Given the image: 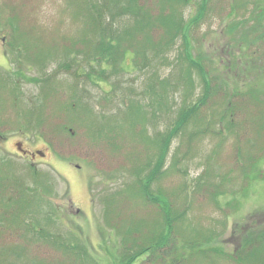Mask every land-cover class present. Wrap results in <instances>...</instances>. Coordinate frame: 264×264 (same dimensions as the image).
Masks as SVG:
<instances>
[{
  "label": "rangeland",
  "instance_id": "374dc122",
  "mask_svg": "<svg viewBox=\"0 0 264 264\" xmlns=\"http://www.w3.org/2000/svg\"><path fill=\"white\" fill-rule=\"evenodd\" d=\"M18 1L0 0V12L7 15L11 3ZM27 1L28 7L19 6L24 12L19 13L17 19L21 23L22 40L27 42L30 51L33 50V56L38 54L40 59L39 62L20 59L21 71L27 76L42 72L48 79L47 83H56L53 85L58 90H69L72 86L95 114L91 110V115H88L84 109L78 108L66 115L67 109L60 102L62 114L54 110L57 105L44 104L40 108V121L38 117L34 119L37 126L29 133L20 130V125L18 130L11 128L16 114L11 110L8 94L0 92V157L12 164L6 169L16 184L34 186L32 177L36 174L43 183L50 180L49 192L45 196L48 202L43 203L54 221L42 220V224L46 231L65 237L66 241L72 233L75 238L71 242L80 253L86 251L84 257L88 263L81 260L68 263L63 248L46 241H28L29 236H34L31 228L23 226L19 231L2 224L0 263L120 264L119 254L123 247L135 251L145 246V237L158 234L163 218L156 204L126 191L128 186L137 192L130 174L133 171H139L140 175L150 172L157 153L151 142L159 141L158 133L167 131L183 106L201 97V77L195 70L191 72L190 82L185 81L186 78L182 80L181 68L186 62L184 60L181 64L176 60L177 55L185 57L182 38L178 36L168 46H161L160 42L166 36L162 19L158 21L143 16V10L138 9L137 4H131L136 7L135 12L127 6V15L116 17L114 27L124 32L127 38L122 45L133 51L141 48L145 57L140 51L133 57L127 54L122 60L123 69L115 71L105 61L98 63L93 52H89L96 47L90 45L92 39L94 42L98 37L87 29L91 20L85 10L77 13L76 0ZM103 1L94 0L99 6ZM141 1L153 14L169 11L167 0ZM201 1L182 0L176 5V12L184 20L194 18L199 14ZM231 1H209L206 13L202 14L203 18L200 16L201 22L192 35L191 53L202 58V65L213 84L211 92L216 95H211L206 105L201 106L199 116L171 140L164 167H161L165 170L150 184L149 190L159 197H168L172 211L185 210L184 219L175 223L173 237L176 238L184 226H189L194 231L200 229L206 236L214 233L212 245L234 253L243 235L264 223V107L257 104L247 107L246 97L249 90H257L264 97V36L257 37L258 41L249 46L253 36L262 31L257 24L256 33H252L249 23L246 27L242 24V29L239 23H235L233 27L237 30L228 33V26L247 18L252 7L251 3H246L248 0H239L233 8ZM116 9L111 7V12ZM143 22L150 23L145 29L147 34L135 31L145 24ZM108 29L105 26V31ZM146 37L149 39L145 41ZM11 40L12 36L5 30L0 31V68L6 71L19 67L14 61L17 49L8 44ZM21 50L24 55L23 47ZM60 65L67 69L57 70ZM100 66L105 69L106 80L96 85L88 80L85 72L92 73L93 80L97 81L100 79L97 77ZM164 79L167 84L161 88L159 82ZM21 82L23 98L28 100L23 101L26 110L32 107L34 96H41V88L40 83L32 84L24 78ZM152 84L156 92L164 95V103H156L149 88ZM236 92L246 96H242L239 104L237 99L241 96L235 98L234 105H238L233 115V103L231 105L227 99L230 93ZM58 95L55 98L61 100ZM126 98L134 103V107L139 104L147 109L144 119L135 118L132 109L124 106L126 101L121 99ZM51 100H55L53 95H50ZM64 101L63 98L62 103ZM244 106L249 111L247 119H243L245 113L238 112ZM49 112L61 115V123H66L69 115H75L76 119L73 124L66 123L65 130L56 129L59 124L52 127L48 123ZM15 141H20L31 151L41 150L44 156L32 159L22 155L16 149ZM248 155L252 160L254 156L256 159L253 169L246 171L252 161L250 157L247 159ZM133 156L141 158L144 164L131 163L128 159ZM147 162L148 165L145 164ZM216 186L226 192L214 198ZM52 205L57 209L55 213L51 210ZM109 207L111 214H104L103 210ZM23 216H26L23 221L30 223L32 214L29 213L30 218L27 214ZM109 221L117 227L112 230L107 223ZM125 223L136 227L122 243L120 235L126 228ZM209 244L201 242L199 247L206 249ZM181 246L177 238L176 262L183 257L179 253L187 252L188 247L181 250ZM12 249L23 250L24 254L18 258ZM147 255L149 251L138 259ZM213 257L212 264H236L220 255ZM198 258L191 264H207L204 257ZM169 260L170 256H167L165 262Z\"/></svg>",
  "mask_w": 264,
  "mask_h": 264
},
{
  "label": "trees",
  "instance_id": "16d2710c",
  "mask_svg": "<svg viewBox=\"0 0 264 264\" xmlns=\"http://www.w3.org/2000/svg\"><path fill=\"white\" fill-rule=\"evenodd\" d=\"M181 1L182 0H167L169 11L167 13H164L163 10L160 11V13L156 12L154 14L152 13V11L150 12L147 9L145 3H141L142 2L141 0H111V1L104 0L103 3L100 4V6L97 5V3L94 2V0H92L91 2L90 0H78V1L76 0L75 2L77 13L85 10L84 12L86 13L87 18H90L91 20L90 21L91 24L87 25L88 31L92 32L94 35L97 34L98 39L96 41L94 40V42L92 39V42L90 43L91 46L96 45V47L89 52H93L94 59L98 63H102L103 61H105L111 65V68H114L113 70L117 71L118 68L123 69L122 63L124 61L122 60L126 59L127 54H131V57H133L139 51L142 52L141 48H139L137 51H133L130 47H127L126 45L125 46L122 45V42L126 41L127 38L124 36V32H119L114 27L115 18L121 15L122 17L127 15V9H126L127 6L131 7V11L135 12L136 7L131 6V4H137V8L143 10V16L148 17V19L152 18L158 21L162 19V22L164 23V33L166 36L160 42L161 46L163 47L168 46L178 36L182 38V42H183L182 45H183V51L185 57H182L180 55L176 56V60L181 61V64L184 60L186 62L185 67L181 68V72H182L181 78L182 80L186 78L185 81L190 82L192 77L191 72H194L196 70L197 71L196 74L201 77L202 86H203V93L200 95L201 97L197 101L188 102L186 106H183V108L180 109V111L178 112L176 118L173 120L170 127L166 128L167 131H165L164 133H158L157 135L159 139L158 142L155 141V143H152L149 139L151 144H153L157 150L156 158L150 172L145 175H140L139 171H133L130 174L132 179H134L133 180L134 184H136L137 192H135L136 189H131L128 186L126 191L131 192L132 194H137L143 197L144 200L156 204L159 207L160 209L159 212L162 213L163 218H162V223L160 225L161 230L158 232V234L145 237L144 240L145 242H147V244H145V246L143 247H140V249L138 250L134 251L131 250L130 247L124 246L123 247L124 250L119 254V262L120 264H139V263L142 264L143 262H145L146 264H158V261L161 260L162 261L161 264H191L193 262L198 261L199 256H202L205 258L204 261H206L207 264H212V261H214L213 258H215L213 256L220 255L222 257L232 259L233 261L236 262V264H264V223L261 226L259 224L257 229H252V231L246 232L243 235V238L240 240L236 252L234 253H231L229 251L227 252L224 249L215 248L214 245H212V242L215 237L214 233L210 234L209 236H206L204 233H202L200 229H195L194 231V229L189 226H184L183 229L178 233V235H176L175 238L172 235V231L175 229V223L177 222V220L184 219L186 214L185 210L182 209L179 212L172 211L168 197L166 196L159 197L151 193L149 190L150 184L161 174H163L165 170V169L161 170V167L162 166L164 167L166 155L169 150L171 140L179 136L181 132L184 131L186 125L199 116L200 108L203 104L206 105L207 99L210 98L211 95H216L215 93L211 92L213 89V84L211 83V79L208 78L207 75L208 71L202 65V58L196 57V55L193 56L190 50L192 48L193 31L195 27H197L198 24L201 22V19L206 13V9L209 5V1L211 0H202L201 4L199 5L198 16L188 20L182 19L179 13L176 12L177 11L176 5ZM237 1L239 0L231 1L232 7L237 3ZM28 2L29 1L27 0H19L17 3H11L12 5L7 15L0 12V31L5 30L7 34L12 36V40L8 44L11 48L17 49L16 50L17 57L14 60L15 64H17L18 61H20V59H23L24 61H28V62L31 61L39 62L40 59V56L38 54L33 56L35 54V53L32 54L33 50L30 51L28 49L27 42H24L25 40H22L23 32L22 30H20L19 27L21 23L17 19L18 14L24 12L19 6L26 8L28 7ZM246 3L247 4L251 3L252 5L251 10L247 14L248 17L244 18V20H238L239 22L237 21L232 22L230 24V27L228 26V33H232V31L237 30L233 27V24L235 23H239L241 29H242V24L246 27L247 24L249 23L251 32L256 33V25L258 24V26L262 28V31H260V34L257 33L255 35L256 37L253 36V39H251L249 46L250 45L253 46L258 41L257 37L261 38L264 36V0H248ZM111 7H115L117 9L114 12H111ZM200 16H202L201 19ZM143 23L145 24L140 25L135 31L141 32L143 34H147L145 33V29H148L150 23L149 22H143ZM105 26H108L110 29H108V31H105ZM148 39L149 38L146 37L145 41ZM16 45L17 47H15ZM262 46L264 48V43L262 44ZM21 47H23V50H25L24 55L22 53ZM142 57H145V54L143 52H142ZM19 64L21 65V63H18V66ZM66 66H68L67 68H69V64ZM62 68L67 69L65 68L64 65H60L57 68V70H61ZM99 70L100 71L98 72L97 77H99L100 79H97V81L93 80L92 73L85 72V75L89 77L88 80H90L91 83H94L96 85L97 84L101 85L100 82H104V80H106V75L103 72L105 71L104 67L100 66ZM74 72L78 73L77 71ZM78 74L76 75L79 76L80 74L79 75ZM22 78H24L27 82L32 84L40 83V88H41L40 89L41 96L39 97L34 96L33 99L34 103H32V107L26 110L23 105V101L26 98H23V92L20 89ZM47 82L48 79L47 77H44V74L42 72L38 75L27 76L21 71L20 66L16 67L12 71L9 70L6 71L5 69L0 68V92L3 93L6 92L8 94L9 96L8 98L11 101L9 105L12 106L11 110L16 114V120H12L13 127L11 128H15L18 130V127L20 125L21 127L20 130L31 133L32 130L37 126L36 123H38L34 119L38 117V120L40 121V117H42V114L40 113V108L44 104H49L50 106L57 105V108H55L54 110L61 112V114L62 111H61L60 103L63 105V108L67 109L66 115L68 114L69 111L73 112L78 108H81L82 110L84 109L88 115H91V110L93 111L92 107L88 103L86 102L84 103V101L81 100L80 94H76L72 86H70L71 89L69 90H65L64 88H62V90L60 89L58 90V87H55L53 85L56 83H53L52 86L49 85ZM166 84L167 81L165 79L159 82V86H161V88L163 87L165 88ZM153 87H154L153 84L151 86L149 85L151 93L155 95L154 99L156 103L158 104L164 103L163 102L164 95L162 94L161 96L158 92L155 91ZM248 93L249 96H246L245 94H239L238 92L234 94L230 93L228 95V99H227L228 103L229 100L231 105L233 103V108H232L233 115H234V109L239 104V102L242 99V96L244 95L248 97L247 107H253L256 106V104L260 107H264V97H262L257 90H249ZM57 94L60 95L58 96L61 98V100L55 98ZM50 95H53V98L55 100L50 101ZM157 96H159L158 100H157ZM63 98L65 101L62 103ZM235 98H239L237 99L238 104L236 103V106L234 105ZM35 100H38V102H36ZM210 100H214V98H211ZM121 101L122 102L126 101L124 106L125 107L127 106L128 108L132 109V114H134L135 118H137L138 116L142 117L143 119L145 118L147 109H145L144 107L143 109L142 107H140L139 104L137 105V107H134L135 106L134 103H131L130 99L128 98H126L125 100L121 99ZM142 106H145V104H142ZM246 108L244 106L238 111L245 113L243 119L248 118L249 111ZM51 112H49L48 114V120H49L48 123L51 124L52 127H55L57 124H59L56 129L65 130L66 123L71 122V124H73L76 119L75 115H69L67 122L61 123L62 116L61 115L58 116V114ZM93 113L95 114L94 111ZM45 120L48 121L47 119ZM249 157L250 160H252L251 156L249 155L247 159H249ZM255 159L256 157L254 156V160H252L249 163L250 168L249 165H247L246 171L253 169V167L255 166ZM128 160L131 161V163H135L138 165H143L145 162L141 158H137L136 156H133ZM145 164L148 165L149 162ZM11 165L12 164H10V162L8 163L6 159H2L0 157V200H2L0 203V224L8 228L15 227L14 229H18V230L20 227L23 226H24L23 228H29V229L31 228L32 230H34V236L33 237L29 236L28 241L35 239L36 242H39V240H41V241H46L56 247L63 248V250L67 253L66 260L68 263H73L74 260H79V261L81 260L82 262L84 261L87 262L84 257V255L85 256L87 255L86 251L84 250L82 253H80L79 251H77V249L74 247V244L71 242L75 238L72 235V233H70V238L67 237V241H66L65 237L61 238L60 235L58 234H53L48 230L46 231L42 224V220L51 223H53L54 221L52 216L50 215L52 213L48 212L49 211L48 208H46L45 203H43V201L48 202V199L45 196L47 195V192H49L48 184L50 180H47V184L43 183L42 180H39L41 178L38 177V174H36V176L32 177V180L35 182L34 186L32 185L24 186L23 183L16 184V182L11 179V175H8L9 172L6 169V167L10 168ZM140 169L141 166L139 167V170ZM244 175H246L245 171H244ZM245 186L243 185V187ZM216 187L217 190L213 192L214 198H216L217 194L226 192V190L220 189L219 186ZM51 210L54 213L57 211V209H55L54 206L51 208ZM29 213L32 214L31 217L32 219L30 223L24 222L23 220L26 219V216H23V214L25 215L27 214V217H29L28 216ZM103 213L106 215L111 214V208L110 207L105 208L103 210ZM107 223L111 226L110 228L112 230L115 227H117L115 223L111 224L110 221ZM125 225L126 228L120 235L122 243H124L127 240L129 234L132 231H135L134 228L136 227V226L134 227L131 226V223L128 224L125 223ZM19 231L14 230L15 233H18ZM157 231L158 230H156L154 233H156ZM181 233L184 234L183 237L180 236ZM192 234L195 235L192 236ZM177 238L180 240L181 244L183 245L179 249L183 250L186 247L188 248H186L187 249L186 253L184 254L179 253L183 257H181L182 259L180 261L176 262L174 258V254H175V243ZM201 242H207L210 244L208 245V248L202 249L199 247ZM158 247H161L163 249L157 250ZM22 251L23 250L19 251L17 249L11 250V252H13L14 255H16L18 258L21 257L22 254H24V252ZM147 251H149V255L144 257L143 258L144 260L141 259L142 262H140L141 260H139L138 257ZM158 251H161L160 255ZM167 256H170L169 262H165ZM32 264H40V263L39 262L35 263L34 261H32Z\"/></svg>",
  "mask_w": 264,
  "mask_h": 264
},
{
  "label": "flooded vegetation",
  "instance_id": "af4514ba",
  "mask_svg": "<svg viewBox=\"0 0 264 264\" xmlns=\"http://www.w3.org/2000/svg\"><path fill=\"white\" fill-rule=\"evenodd\" d=\"M19 143L20 144V148H22L23 150H25V153L21 152L20 153L24 156H29L30 158H35L36 156L38 157H43L44 156V153L39 150V149H35L34 151H31L30 149L26 148L25 146H23V144L20 142V141H15L14 144H15V147H16V144ZM19 151V150H18Z\"/></svg>",
  "mask_w": 264,
  "mask_h": 264
},
{
  "label": "water",
  "instance_id": "95a60500",
  "mask_svg": "<svg viewBox=\"0 0 264 264\" xmlns=\"http://www.w3.org/2000/svg\"><path fill=\"white\" fill-rule=\"evenodd\" d=\"M17 145H18V149H19L20 151L25 152L23 149L20 148V144H19V143H18Z\"/></svg>",
  "mask_w": 264,
  "mask_h": 264
}]
</instances>
